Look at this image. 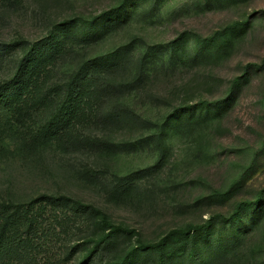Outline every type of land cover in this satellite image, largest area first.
Segmentation results:
<instances>
[{
    "label": "rangeland",
    "instance_id": "1",
    "mask_svg": "<svg viewBox=\"0 0 264 264\" xmlns=\"http://www.w3.org/2000/svg\"><path fill=\"white\" fill-rule=\"evenodd\" d=\"M11 80L0 264H264V0H0Z\"/></svg>",
    "mask_w": 264,
    "mask_h": 264
},
{
    "label": "trees",
    "instance_id": "2",
    "mask_svg": "<svg viewBox=\"0 0 264 264\" xmlns=\"http://www.w3.org/2000/svg\"><path fill=\"white\" fill-rule=\"evenodd\" d=\"M18 83H16L15 80H11L10 81V84L8 86V84L6 85V89L5 91H1L2 94L0 96V99L1 97L3 96V94L7 95L8 96V100L10 99V96L12 97V89L14 90L16 88ZM14 92V91H13ZM243 205H249L250 203H242ZM19 212V211H18ZM4 213V217L7 221L10 220V218H12L13 216H8V212L6 210L3 211ZM27 217V215H26ZM220 217V215L218 216H213L211 217L209 220H207L206 222L202 223V224H189L188 226L184 227V228H178V229H173L171 230L170 232H168L164 237H162L161 239H159L158 241L150 244V245H147L146 246V249L147 251H151V252H154L157 254V257H158V264H166V260H165V248H166V245L168 244V242L170 240H173L177 237H181V236H184V235H187V234H192L193 236H197L201 233H203L204 231H207L213 224V222L218 218ZM19 219H16L15 221H17ZM19 222V221H18ZM113 228L112 230V235H117L118 232L120 231V228L119 227H116L112 224H110ZM137 253V252H135ZM136 259L135 257V254L131 255L130 257L126 258L124 261H123V264H131L132 261ZM13 260L11 258H7L3 261V264H12ZM28 264V263H27Z\"/></svg>",
    "mask_w": 264,
    "mask_h": 264
}]
</instances>
